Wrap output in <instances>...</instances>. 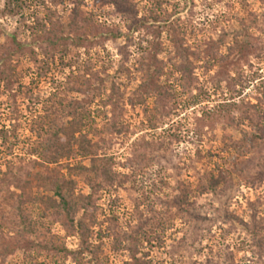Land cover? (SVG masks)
I'll return each mask as SVG.
<instances>
[{
  "label": "rangeland",
  "instance_id": "1",
  "mask_svg": "<svg viewBox=\"0 0 264 264\" xmlns=\"http://www.w3.org/2000/svg\"><path fill=\"white\" fill-rule=\"evenodd\" d=\"M4 1L0 170L20 160L38 162L30 175L56 168L34 153L32 125L59 101L60 123L82 113L117 179L93 198L97 260L79 253L64 215L42 220L27 205L36 233L2 228L0 264H264V0H108L102 9L84 0L98 25L77 31L66 26L73 4L47 0L60 26H46V38L30 8L7 12ZM33 9L43 21L45 10ZM238 106L256 108L246 119ZM77 191L90 193L82 181Z\"/></svg>",
  "mask_w": 264,
  "mask_h": 264
},
{
  "label": "trees",
  "instance_id": "2",
  "mask_svg": "<svg viewBox=\"0 0 264 264\" xmlns=\"http://www.w3.org/2000/svg\"><path fill=\"white\" fill-rule=\"evenodd\" d=\"M59 1L61 3L64 2V0ZM66 1L73 4V7L67 15L66 26L69 31H77L89 25L90 22L94 24L93 26L97 27L96 25L98 24L80 9L84 0ZM93 1L101 9L106 5L113 4L112 2H108V0ZM46 2L48 1L5 0L4 5L6 6L7 12L13 13H17L23 8H30L27 18L34 22L33 26L35 30L33 31H35V34L38 32L40 35L44 34L42 37L46 38L50 34L49 31H47L48 33L45 31L46 26L50 25L52 34L55 26H60L58 16L56 20L50 19V16L56 17V12L48 8ZM50 3L55 5L56 0H51ZM36 5L41 6L46 12L43 21L38 20L37 11H34V9L31 11L32 7ZM20 16L25 18L24 13L20 14ZM99 29L103 33L106 31L104 28ZM12 38L15 46L20 48L22 45L16 42L14 35ZM39 38L41 37L39 36ZM6 79L7 75L4 74L3 80ZM262 95L264 96V91H262ZM255 108V106H250L246 109L244 106H238L237 110H239L241 116L248 119L250 117L249 114L254 112ZM42 110L37 121H34L32 125V130L37 140L33 151L38 154L37 158L44 163H55L57 166L55 169L46 168L45 176L40 174L30 175L29 169L27 168L38 164L37 161L30 160H20V165L14 169L8 168L6 171L0 170V237H2L1 229L5 227L14 229L21 239H26L31 234H35L36 222L31 219L30 214L25 209L27 205L35 206L42 220H50L53 217L60 218L64 215L70 225L77 230L80 245L82 246L79 253H82V251L88 252L91 254L92 260L95 261L97 260L96 255L100 247L99 245L91 244L88 240L91 233L90 228L95 223L93 198L97 196L98 191L104 184L112 185L116 181V174L111 171L109 158L97 156V150L101 146L102 139L99 140V143L89 138V134L82 131L85 125L84 115L82 113L76 111L73 113L70 121L62 124L60 123V117L63 116L66 107L59 101H52L49 106L44 107ZM116 126L117 124L113 123L108 124L104 128L107 131L108 129H115ZM50 130H53V132L49 133ZM39 147H42L40 152L38 150ZM77 156L89 158L88 165L59 164V160H69ZM64 170L65 172H63ZM223 179L224 177L222 175L210 177V188H215ZM79 181H82L88 186L90 190L89 194H83L81 191H77ZM10 187H13L14 190L11 191ZM33 188H37V191L42 190L45 193L35 195L32 191ZM80 211H82V215L75 222L74 218ZM96 264L103 263L97 262Z\"/></svg>",
  "mask_w": 264,
  "mask_h": 264
}]
</instances>
